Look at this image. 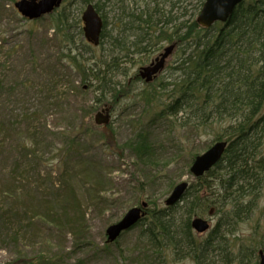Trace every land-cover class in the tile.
Instances as JSON below:
<instances>
[{
	"label": "rangeland",
	"instance_id": "rangeland-1",
	"mask_svg": "<svg viewBox=\"0 0 264 264\" xmlns=\"http://www.w3.org/2000/svg\"><path fill=\"white\" fill-rule=\"evenodd\" d=\"M17 1L0 0V264L20 257L38 261L43 256L56 264H164L162 258L155 259L137 246L141 232L137 223L111 241L107 229L143 200L151 203L150 208H169L167 200L178 184H198L190 171L194 155L210 148L224 124L205 129L194 124L197 119L187 121L193 111L189 107L177 115L168 111L180 87L173 69L178 48L154 81L137 77L141 67L149 66L175 41L167 39L146 53L119 59L110 39L132 41L140 32L132 28L136 24L131 20L144 10L154 13L155 8L172 17L173 24L165 27L173 33L177 20L198 15L199 1L91 0L100 5L107 25L108 36L99 46L84 35L82 14L87 3L83 0L62 1L61 8L71 14L72 44L54 27L61 9L31 20L18 11ZM161 24L148 29L150 37L159 35ZM111 58L119 65L112 80L121 83L125 92L117 94L113 105L103 103L88 114L98 82L85 81L77 65L96 67ZM151 91L157 92L151 95ZM107 109L109 123L104 125L97 115H106ZM162 111L165 115L154 119ZM184 120L186 127L180 126ZM140 133L148 134L152 145L144 160L127 144ZM261 140L264 145V133ZM209 179L210 191L217 194L218 182ZM200 189V196L210 194ZM70 190L75 204L72 199L59 202ZM91 190L98 201L91 199ZM204 209L199 216L211 228L193 229L198 237H206L220 218L217 206ZM170 215L179 218L184 210H170ZM232 228L230 247H235L237 261L242 247L264 249V188L251 216ZM256 256L258 252L250 255L249 264ZM168 264L196 263L185 258Z\"/></svg>",
	"mask_w": 264,
	"mask_h": 264
},
{
	"label": "trees",
	"instance_id": "trees-1",
	"mask_svg": "<svg viewBox=\"0 0 264 264\" xmlns=\"http://www.w3.org/2000/svg\"><path fill=\"white\" fill-rule=\"evenodd\" d=\"M198 1L196 9L200 12L204 0ZM95 5L101 14L100 5ZM59 9L61 10L55 15L60 14L61 17L54 23L55 30L64 32V41L72 44L74 34L70 11L66 12L64 8L55 11ZM157 11L158 8H155L154 13L144 10L133 18L131 24L136 25L132 28L140 33L132 41L111 37L110 48L120 52L119 59H129L131 54L146 53L161 41H175L180 52L173 69L179 74L176 86L180 87L179 91H175L178 97L168 105V111L177 115L189 107L193 111L187 121L197 119L198 122L194 124L205 129L223 123L219 132L214 135V142L227 141L229 145L222 160L207 175L198 179V184L188 189L182 199L183 205L150 208L149 202L145 209L146 216L136 225L141 229L137 246H141L147 255L155 259L162 258L164 264L185 258H191L196 264H249L250 255L253 252L257 254L263 247H242L239 254L242 258L237 261L235 247H230V236L235 234V228H232L234 224L251 216L253 205L261 197L264 188V145L261 140L264 133V0H244L226 23L219 22L211 28L201 27L194 13L192 18L188 16L191 19L177 20L176 29L170 34L166 27L173 24L172 17H167L165 12L161 15L162 11L157 16ZM104 22L101 42L108 36L106 20ZM159 22H163L159 35L156 37L152 34L150 37L148 29L158 26ZM96 67H88L82 62L77 65L85 81L89 79L98 82L96 90L99 91H92L95 97L88 114L96 112L103 103L113 105L118 101L117 94L125 92L121 90V83H114L112 80L113 72L119 67L116 59L103 61ZM156 92L151 91V95ZM146 102L152 104L149 100ZM162 115H165L164 111L156 114L154 119ZM186 125L185 120L180 124L183 127ZM88 131L89 128H86V132ZM69 141L70 139L68 146L71 145ZM127 144L143 160L152 147L148 134L143 133ZM197 155H194L193 160ZM209 177L218 182L217 194L210 191L212 185ZM96 185V191L100 192L102 187L97 183ZM200 187V191L208 189L210 194L200 196ZM91 193V199L98 201L94 191L91 190ZM191 194L192 197L189 198ZM69 199L75 204L71 190L66 200L59 202ZM212 205L218 208L219 221L206 237H198L192 228V218ZM179 208H183L184 216L171 217L170 210L175 212ZM256 257L254 264H259V254ZM7 264L56 262L43 256L38 261L35 258L20 257Z\"/></svg>",
	"mask_w": 264,
	"mask_h": 264
},
{
	"label": "water",
	"instance_id": "water-1",
	"mask_svg": "<svg viewBox=\"0 0 264 264\" xmlns=\"http://www.w3.org/2000/svg\"><path fill=\"white\" fill-rule=\"evenodd\" d=\"M63 0H20L16 3V6L20 11L28 18L35 19L40 17L42 13L52 11L55 7L59 6ZM243 0H206L204 3L202 13L199 16V22L203 26H210L215 20L225 21L232 14L236 6ZM85 22V34L86 38L98 44L100 41V35L103 28L102 17L95 11L93 5L88 6V10L83 16ZM172 47L166 50L164 57L170 54ZM163 60L154 67L149 66L144 68L145 73L143 77L149 82L153 79V75L156 74L162 67ZM103 122L107 124L109 122V115L103 119ZM228 142L219 141L213 144L203 154L197 156L191 166V172L195 177H202L210 171L223 157L227 148ZM188 183L183 182L178 184L170 198L167 200V206H173L177 204L184 196ZM148 206L146 201L142 202L141 206H135L131 208L123 217V219L116 224L111 225L107 229L109 240L116 239L123 231L129 229L136 223H138L146 214L145 208ZM192 226L197 232H205L210 228V224L207 220L197 217L192 220ZM261 261L260 264H264V253L260 252Z\"/></svg>",
	"mask_w": 264,
	"mask_h": 264
},
{
	"label": "bare ground",
	"instance_id": "bare-ground-1",
	"mask_svg": "<svg viewBox=\"0 0 264 264\" xmlns=\"http://www.w3.org/2000/svg\"><path fill=\"white\" fill-rule=\"evenodd\" d=\"M19 1H20V0H19ZM19 1H17V2H19ZM17 2H16V3H17ZM205 2H206V0H204V3H205ZM204 3H203V6H204ZM61 5H62V2H61ZM89 5H93L95 11H96L98 14H100V12H99V11L97 10V8H96V5H95L94 3H92V2H90V3H87L86 8H85V10L83 11L82 18H83V16H84L85 12L88 10V6H89ZM15 6H16V4H15ZM203 6H202L200 12L198 13V15H197V17H196L197 22H198L199 25H200L201 27H203V28H211L212 26H214L216 23H219V22H220V23H226V22L232 17L234 11H235L236 8H237V7H236V8L234 9V11L232 12V14L227 18V20H225V21H222V20H215L210 26H203V25L200 24V22H199V16H200V14L202 13ZM16 8H17L18 11L21 13V15H23L24 17H26V16L20 11V9H19L17 6H16ZM54 12H55V11H49V12L42 13V14L40 15V17H42V16H44V15H50V14H52V13H54ZM26 19H30V18L26 17ZM102 22H103V28H102V32H101V35H100V41H99V43L96 44L95 46H99V45L101 44L102 33H103V30H104V26H105V22H104V20H102ZM83 32H84V35H85V37H86L84 27H83ZM170 47H172V51H171V53L164 57V54L166 53V50H167L168 48H170ZM176 48H177V44H176V42H173V43L170 44L169 47L164 48V51H163L158 57L155 58V63H156V65L159 64V63L163 60L162 67H161V68L159 69V71H158L159 74L164 70V68H165V66H166V60H167V57H169L170 55H172V53L175 51ZM147 67H148V66H144V67L140 68L139 73H138L137 76L139 77V79L144 80L146 83H151V82L154 81L156 78H155V79H152V80L149 81V82H147V81H146V78L143 77V74L145 73L144 68H147Z\"/></svg>",
	"mask_w": 264,
	"mask_h": 264
},
{
	"label": "flooded vegetation",
	"instance_id": "flooded-vegetation-1",
	"mask_svg": "<svg viewBox=\"0 0 264 264\" xmlns=\"http://www.w3.org/2000/svg\"><path fill=\"white\" fill-rule=\"evenodd\" d=\"M155 62V59H153L151 62H150V64L149 65H151L152 63H154ZM142 68V67H141ZM158 76V75H157ZM100 117H101V115H99Z\"/></svg>",
	"mask_w": 264,
	"mask_h": 264
}]
</instances>
